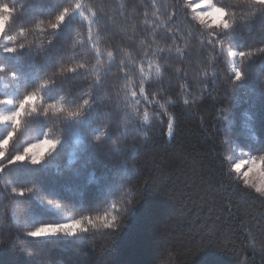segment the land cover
<instances>
[{
  "label": "trees",
  "instance_id": "16d2710c",
  "mask_svg": "<svg viewBox=\"0 0 264 264\" xmlns=\"http://www.w3.org/2000/svg\"><path fill=\"white\" fill-rule=\"evenodd\" d=\"M212 2L230 28L187 0H0V113L42 97L0 123V264H264V196L233 170L264 168V9Z\"/></svg>",
  "mask_w": 264,
  "mask_h": 264
},
{
  "label": "snow or ice",
  "instance_id": "6c2138e0",
  "mask_svg": "<svg viewBox=\"0 0 264 264\" xmlns=\"http://www.w3.org/2000/svg\"><path fill=\"white\" fill-rule=\"evenodd\" d=\"M250 2L256 6H258L259 8L264 9V0H250ZM199 9H203V8H208L211 9L212 11H209V14L215 13L217 18L219 19V23L220 26L223 29H228L231 27L230 23H225L223 18H226L227 16L230 15V13L224 9L223 7H217L212 0H202V2L200 4H198L196 6ZM11 9L7 6L4 5L3 7H0V12L4 13L3 15V28L2 30H0V36H2L5 32V27L6 24L8 23V21L11 18ZM201 13H204L203 11H201ZM68 12L67 9H65L58 17H57V21L58 23L53 24L52 27L54 29H58L60 24H62L67 16ZM199 21H202L203 19H205V17H201L200 15L198 17H196ZM8 39H13L12 37H8ZM21 48H23V46H21ZM18 49L14 48V47H8L5 48L4 51L8 52V53H14L16 52ZM111 55V53L109 54ZM245 55L244 52L240 53V56L243 57ZM81 67H83V65H81ZM73 71H75V69H73ZM235 78L237 81H239L242 76L240 74L239 71H237L235 73ZM46 86V85H45ZM144 90L141 89V92H143ZM135 95V94H134ZM38 100L42 101V97L38 96L36 93H31L29 95H26L23 100H21L16 108V110L14 112H12L11 114L5 116V117H0V121H10L13 125V128H18L19 125L21 124V118L23 117V115L25 114V111L27 108L31 107L32 111L35 112L36 108H35V104ZM89 101L85 100L84 104L86 105ZM5 103V101L0 100V104ZM50 107L55 109V105H51ZM58 111H64L63 108L57 109ZM171 129V124H169V130ZM14 136V131L10 132L7 136L6 139H4L3 141H0V159H2L4 157V149H7L10 141L13 139ZM58 143V141L54 142L50 139L45 138L43 141H41L39 144L33 145L31 147L25 148L24 149V153L23 154H18L16 155L11 161L10 163H16V162H22L25 159H27L29 157V154L31 155V162L33 164H37L40 162V160L44 157L45 155V149H50V150H54L56 147V144ZM241 165L237 164L235 167V171H239ZM0 171H3L2 168H0ZM245 176V184H247V176L248 173H244ZM256 192L259 193L261 196H264V190L257 188ZM20 195H24V192L21 191L19 193ZM79 222H77L75 225H69L67 226L68 230H72L75 231L78 227H79ZM105 227H111V225L106 224ZM60 229H55V228H42L40 230H38L37 232H33L30 233L31 236L33 237H38L41 236L43 234H48V233H54L56 231H58Z\"/></svg>",
  "mask_w": 264,
  "mask_h": 264
},
{
  "label": "rangeland",
  "instance_id": "374dc122",
  "mask_svg": "<svg viewBox=\"0 0 264 264\" xmlns=\"http://www.w3.org/2000/svg\"><path fill=\"white\" fill-rule=\"evenodd\" d=\"M187 1H188V4H189L191 10L193 11L195 18L198 17L199 15L201 17H205V19H203L202 21H199L196 18L200 23L206 24L207 26H220L219 19L217 18L216 14L215 13H212V14L208 13L209 11H212L211 9H208V8L199 9L196 7L198 4H200L202 2V0H187ZM201 11H203L204 13H201ZM224 22H225V20H224ZM2 28H3V18H0V30H2ZM230 54L232 56L234 55L233 52H231ZM9 114H11V113H0V117H5ZM1 122H10V121H0V123ZM41 141H43V140H41ZM41 141L33 143L28 147L39 144ZM48 150H50V149H45V153ZM236 152H237L238 156H237V159L235 160V162L233 164V170L235 169L237 164L241 165L239 171H235V170L234 171L239 175V177L242 179V181L245 183L244 173H248L246 185L251 186L255 191L257 188L264 190V168H263L260 160L253 157V156L246 154V152L241 150V149H237ZM31 155L32 154H29V157L27 158L30 161H31ZM69 225H72V224L71 223H64V224L57 225V226H43V227H40L34 231H31L30 233L37 232L38 230H40L42 228H55V229H60V230H58L54 233L43 234L41 236H38L37 238L52 237V236L58 235L59 233L60 234H62V233L63 234L64 233L72 234L74 231L67 229V226H69Z\"/></svg>",
  "mask_w": 264,
  "mask_h": 264
}]
</instances>
